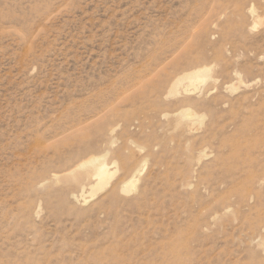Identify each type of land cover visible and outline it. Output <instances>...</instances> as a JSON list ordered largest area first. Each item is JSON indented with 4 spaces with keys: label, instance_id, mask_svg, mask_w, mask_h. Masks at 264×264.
I'll return each instance as SVG.
<instances>
[{
    "label": "rangeland",
    "instance_id": "374dc122",
    "mask_svg": "<svg viewBox=\"0 0 264 264\" xmlns=\"http://www.w3.org/2000/svg\"><path fill=\"white\" fill-rule=\"evenodd\" d=\"M0 264H264V0H0Z\"/></svg>",
    "mask_w": 264,
    "mask_h": 264
},
{
    "label": "bare ground",
    "instance_id": "6f19581e",
    "mask_svg": "<svg viewBox=\"0 0 264 264\" xmlns=\"http://www.w3.org/2000/svg\"><path fill=\"white\" fill-rule=\"evenodd\" d=\"M202 72V71H200ZM189 112H186L185 114H188ZM79 167H83L85 169V173L88 176L95 177V183L91 186V190L93 193L91 195H94L97 189L102 188L105 184L108 183L110 177L112 176L113 172L110 171L108 168L106 162L104 160H99L98 157H90L89 159L83 161ZM78 175V174H77ZM77 175H74V179H78L76 177ZM80 177V175H78ZM81 178V177H80ZM132 179V178H131ZM129 179L124 185L123 188L127 186H135L133 183V179ZM80 180V179H79ZM78 181V180H77ZM126 181V180H125ZM124 191V190H123Z\"/></svg>",
    "mask_w": 264,
    "mask_h": 264
}]
</instances>
